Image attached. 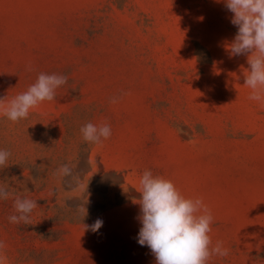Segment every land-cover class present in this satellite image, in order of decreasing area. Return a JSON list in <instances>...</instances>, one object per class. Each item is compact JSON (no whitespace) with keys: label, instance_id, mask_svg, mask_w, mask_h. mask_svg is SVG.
Masks as SVG:
<instances>
[{"label":"rangeland","instance_id":"374dc122","mask_svg":"<svg viewBox=\"0 0 264 264\" xmlns=\"http://www.w3.org/2000/svg\"><path fill=\"white\" fill-rule=\"evenodd\" d=\"M232 16L225 0H0V98L68 79L27 119L0 116L7 264H156L137 240L145 170L211 210L228 255L207 264H264V103L227 50ZM89 122L110 124L102 146ZM18 197L38 204L29 224L8 219Z\"/></svg>","mask_w":264,"mask_h":264},{"label":"clouds","instance_id":"9594fccd","mask_svg":"<svg viewBox=\"0 0 264 264\" xmlns=\"http://www.w3.org/2000/svg\"><path fill=\"white\" fill-rule=\"evenodd\" d=\"M225 8L233 13L231 23L238 29L227 50L232 56H247L248 68L243 85L251 90L250 100L264 103V0H225ZM28 70H32L31 66ZM67 83L64 75L41 72L26 91L10 99L8 96L0 98V116L19 123L45 101H54L57 90ZM125 94L112 97L110 103H118ZM80 132L84 141L98 146H102L112 135L108 123L95 125L89 122L81 127ZM10 156L8 150L0 149V168L7 166ZM57 172L62 176L72 174L68 165H62ZM138 192L141 195L138 220L142 226L137 240L139 245L150 249L156 264H207L214 255H228L222 242L212 246L213 216L202 198L185 197L173 181L154 176L150 170L142 173ZM10 195L6 187L0 186V199L6 200ZM37 207L36 201L18 197L14 209L19 215H11L8 219L12 223L29 224L31 213ZM102 226L103 220L97 218L92 225H84V228L97 232ZM5 247L0 241V250ZM0 264H7V257L2 251Z\"/></svg>","mask_w":264,"mask_h":264}]
</instances>
